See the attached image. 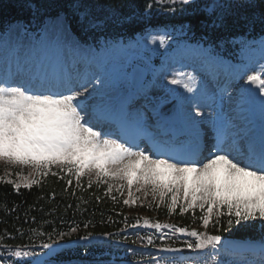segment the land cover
I'll list each match as a JSON object with an SVG mask.
<instances>
[{
	"label": "snow or ice",
	"instance_id": "snow-or-ice-1",
	"mask_svg": "<svg viewBox=\"0 0 264 264\" xmlns=\"http://www.w3.org/2000/svg\"><path fill=\"white\" fill-rule=\"evenodd\" d=\"M244 2L236 0L238 7ZM192 3L148 0L144 13L150 15L155 8L175 14L177 5L183 13L187 11L184 6ZM28 7L33 9L32 21H17L0 32V162L6 167L31 169L28 175L15 173L20 182L6 183L17 191L21 185L31 189L41 177L51 174L66 177L70 188L73 180L80 187L86 178L89 187L104 186L105 195L113 202H117L113 192L122 197L127 188V198L123 199L126 206L136 205L140 199L136 193L143 192L145 197L151 195L157 208L165 205L169 214L177 209L181 214L192 212L195 220L199 210L204 230L189 231L144 218V225L158 235L133 238L128 231L135 232L139 226L140 218H136V224L125 223L124 229L115 232H88L89 222H84V234L79 235L80 225L73 221L67 232L54 228L39 245L3 246L0 264H264V65L247 75L245 81L258 89V134L236 130V125L222 120L219 113L205 116L196 96L199 89L193 73L179 69L171 72L169 83L192 94L184 97L189 107L174 105L169 110L171 115L163 117L148 97L150 84L144 85L140 95L119 93L97 54L99 41L94 45L77 36L67 12L60 10L55 16L37 19L35 5ZM68 7L85 34L132 18L100 0H74ZM230 8L221 0H209L193 12L199 10L213 17L210 26L216 28L224 25ZM185 28H191V24L180 25L181 30ZM13 30L14 41L9 39ZM157 39L163 47L170 37L167 31L151 36L152 42ZM113 46L104 41L106 50ZM199 52L209 55L208 49L200 48ZM140 99L145 100L142 108L136 107ZM150 113L157 118L155 125ZM133 115L142 129L154 126L157 132L135 141L119 135L114 126ZM161 119L169 120L171 126L161 128ZM205 126L212 129L207 152L202 143ZM157 133L164 139L157 141ZM11 174L5 172V176ZM5 176H0V181ZM52 195L54 198L55 193ZM95 199L99 201L100 197ZM252 225H258L262 233L253 243L228 244L222 235L208 231L212 228L215 233H231L234 227ZM163 229L170 231L164 233ZM177 233L191 238L181 241V248L167 243ZM71 237L74 239H68ZM137 244L152 246V251L131 246ZM11 248L17 250L9 254ZM76 249H83L80 257L91 258H55L61 254L77 257ZM249 252L256 258H247L245 253ZM136 256L140 259H132ZM221 256L232 259L222 260Z\"/></svg>",
	"mask_w": 264,
	"mask_h": 264
},
{
	"label": "trees",
	"instance_id": "trees-1",
	"mask_svg": "<svg viewBox=\"0 0 264 264\" xmlns=\"http://www.w3.org/2000/svg\"><path fill=\"white\" fill-rule=\"evenodd\" d=\"M77 190L73 193L72 187L65 188L63 182L51 177L17 193L8 183H0V237L23 240L35 233H51L54 228L57 232H67L73 221L80 225V233L84 231V222H89L87 230H107L110 224L107 219L115 216L111 211L119 208L118 203L108 199L102 188ZM96 196L100 197L99 201ZM231 233L262 235L258 225L234 227Z\"/></svg>",
	"mask_w": 264,
	"mask_h": 264
}]
</instances>
